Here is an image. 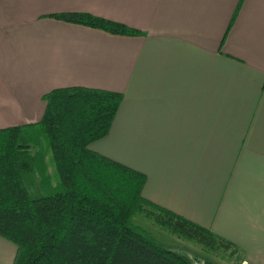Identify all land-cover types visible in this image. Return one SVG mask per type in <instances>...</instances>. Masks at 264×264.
Instances as JSON below:
<instances>
[{"label": "crops", "instance_id": "obj_1", "mask_svg": "<svg viewBox=\"0 0 264 264\" xmlns=\"http://www.w3.org/2000/svg\"><path fill=\"white\" fill-rule=\"evenodd\" d=\"M73 12L141 35L50 17ZM66 87L121 94L88 148L143 174L145 202L264 264V0H0V129ZM14 251L0 238V264Z\"/></svg>", "mask_w": 264, "mask_h": 264}, {"label": "trees", "instance_id": "obj_2", "mask_svg": "<svg viewBox=\"0 0 264 264\" xmlns=\"http://www.w3.org/2000/svg\"><path fill=\"white\" fill-rule=\"evenodd\" d=\"M50 17L113 36L141 35L87 13ZM121 99L105 90L58 88L41 97L39 122L0 129V238L14 246L11 264H214L158 244L132 223L136 215L207 253L236 254L229 242L145 202L143 174L89 150L107 135Z\"/></svg>", "mask_w": 264, "mask_h": 264}, {"label": "rangeland", "instance_id": "obj_3", "mask_svg": "<svg viewBox=\"0 0 264 264\" xmlns=\"http://www.w3.org/2000/svg\"><path fill=\"white\" fill-rule=\"evenodd\" d=\"M103 139V138H102ZM43 148V146H42ZM44 167L45 174L49 177V183L52 184L53 178V169L51 164V159L49 155L44 157ZM123 165V163H122ZM132 223L135 226H138L143 230L148 236H150L155 242L161 244L162 246L178 252H183L187 256L196 255L199 258L209 259L214 264H240L238 255L228 256V251L224 254L219 252L215 254L207 253L197 244L187 241L177 239L166 232L162 231L158 227L154 226L150 220L143 218L141 215H136L132 219Z\"/></svg>", "mask_w": 264, "mask_h": 264}]
</instances>
